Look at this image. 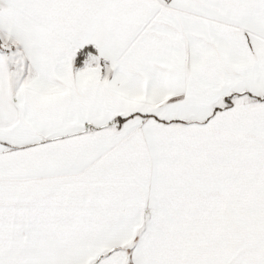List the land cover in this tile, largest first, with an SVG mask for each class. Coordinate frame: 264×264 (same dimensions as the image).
Returning <instances> with one entry per match:
<instances>
[{"label": "snow or ice", "instance_id": "6c2138e0", "mask_svg": "<svg viewBox=\"0 0 264 264\" xmlns=\"http://www.w3.org/2000/svg\"><path fill=\"white\" fill-rule=\"evenodd\" d=\"M0 264H264V0H0Z\"/></svg>", "mask_w": 264, "mask_h": 264}]
</instances>
